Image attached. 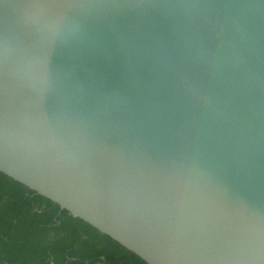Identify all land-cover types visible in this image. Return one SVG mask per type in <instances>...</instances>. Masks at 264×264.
Masks as SVG:
<instances>
[{
    "label": "water",
    "instance_id": "95a60500",
    "mask_svg": "<svg viewBox=\"0 0 264 264\" xmlns=\"http://www.w3.org/2000/svg\"><path fill=\"white\" fill-rule=\"evenodd\" d=\"M0 171L149 264H264V0H0Z\"/></svg>",
    "mask_w": 264,
    "mask_h": 264
},
{
    "label": "trees",
    "instance_id": "16d2710c",
    "mask_svg": "<svg viewBox=\"0 0 264 264\" xmlns=\"http://www.w3.org/2000/svg\"><path fill=\"white\" fill-rule=\"evenodd\" d=\"M0 264H149L0 171Z\"/></svg>",
    "mask_w": 264,
    "mask_h": 264
}]
</instances>
